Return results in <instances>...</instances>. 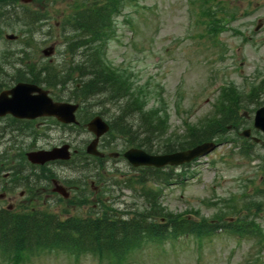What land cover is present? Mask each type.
<instances>
[{
    "label": "rangeland",
    "instance_id": "rangeland-1",
    "mask_svg": "<svg viewBox=\"0 0 264 264\" xmlns=\"http://www.w3.org/2000/svg\"><path fill=\"white\" fill-rule=\"evenodd\" d=\"M247 1L252 2L253 10L247 9L245 13V8L251 7ZM187 2L189 0H135L130 5L126 4L122 15L117 18L115 37L106 49L107 57L114 66L131 70L136 84L147 85L150 91L155 92L156 102L159 99L156 95L160 94L171 115L170 131L181 130L185 119L195 123L209 114L222 83L232 81L246 91L248 84H255L264 78V0H230L238 13L227 30L221 33L216 46L198 38L201 28L194 24ZM62 8L61 5L53 7L54 10ZM258 21L262 22V27L254 32ZM55 22L57 19L50 20L51 28L33 32L37 48L40 47L32 59L34 63H42V50L48 47L55 48L54 53H57L50 63L60 61L55 60L61 57L58 52L62 49L57 40L59 36L53 37L57 34L55 25L59 24ZM45 31L48 37L44 35ZM6 44L12 50L20 46L18 41ZM263 100L264 93L260 95L259 102ZM176 102L180 104L178 108ZM258 105L257 101L248 104L243 100L245 108L241 112L248 123L253 116H250L251 110ZM37 126L39 129L44 127L42 124ZM65 133L76 146L88 139V134L84 132L66 130ZM59 134L62 135L61 132ZM253 150L264 156L263 144ZM257 166V160L240 158L230 152L227 144L220 145L191 165L181 185L172 184L164 189L162 204L172 213L192 208L209 217L217 210L207 207L203 201H216L220 197L227 199L242 192L244 186H247V194L254 193L260 175L256 171ZM106 168L110 172L106 177L110 178L108 183L112 187L114 177L120 180V175L127 170L124 162L109 161ZM250 180L254 183L257 180L254 186H249ZM118 193L116 206L133 201L126 189H116L115 193L112 189L113 197ZM257 223L264 231V209ZM254 258L258 259L256 264H264V248L259 252L255 239L238 240L222 234L205 240L202 246H198L192 237L180 238L173 246L167 244L162 249L146 246L135 255V264H254L251 262ZM28 264L105 263H98L91 256L73 261L64 254L47 252Z\"/></svg>",
    "mask_w": 264,
    "mask_h": 264
},
{
    "label": "trees",
    "instance_id": "trees-1",
    "mask_svg": "<svg viewBox=\"0 0 264 264\" xmlns=\"http://www.w3.org/2000/svg\"><path fill=\"white\" fill-rule=\"evenodd\" d=\"M125 1L104 0L100 6H92L88 4L87 0H84L76 5L65 21L73 22L74 24L71 26L84 37L73 44L76 49H84L88 68L93 75V79L83 86L84 94L94 85L99 87L102 92L105 91V95L109 99H113L114 104L118 107L112 125L114 134L123 137L127 146L142 148L150 152L153 148V140H159L165 131L164 117L159 116L160 112L156 109L145 110L146 93L134 88L128 75L119 69L107 67L100 61V57L104 54L103 42L107 36L104 29L106 23L109 24L108 17L112 11H114V15L119 14ZM216 13L209 10L201 12L203 18H209V33L217 30V19L214 16ZM240 95L233 88L224 91L220 95L221 99L216 107L218 113H221L220 119H210L211 121L208 120L195 130L190 128L188 135L167 137L165 141L161 142L162 145L158 149H162L164 153L186 149L209 140L215 135H220L219 133H224L226 126L234 128L237 125L235 121L239 110ZM161 179L166 180L167 178L162 175ZM133 183L138 184L137 181ZM141 193L146 202L150 204L152 212L150 216L152 220L144 231L148 241L160 242L182 234L210 235L214 232L205 219L196 224L194 221L180 218L181 216L170 215L171 217L167 218L166 226L158 224L157 218L164 217L165 214L157 209L158 205L155 206L157 193L145 192L144 188ZM2 218L0 217V256L4 258L18 262L25 252L51 247H64L67 253L73 255L83 253L81 252L83 248L79 247L82 233L78 229V221H74L76 227H73L68 220L60 222L53 218L37 216L34 213ZM134 220L136 219L124 222L128 223ZM126 223L116 232L117 235H121L119 246H113L108 242V237L112 234L113 229L105 225L102 228H93V231L87 234L88 245L92 246L93 251H98L96 253L102 259L109 262L122 260V257L135 244L133 237L142 233L138 228L130 227ZM237 233H240L239 238H242L248 234L254 235L256 232L250 229ZM136 246L137 244L134 247Z\"/></svg>",
    "mask_w": 264,
    "mask_h": 264
},
{
    "label": "water",
    "instance_id": "water-1",
    "mask_svg": "<svg viewBox=\"0 0 264 264\" xmlns=\"http://www.w3.org/2000/svg\"><path fill=\"white\" fill-rule=\"evenodd\" d=\"M24 89L25 87L19 86V89L17 91L24 92L26 91ZM16 99L30 102L39 113L40 111H43V110L47 112L53 108H56V106L51 105V103L49 105L47 103H44L42 101L43 99L40 97H38V99H32V100L25 98V97L14 98V100ZM68 108L73 110L72 107H68ZM19 115L27 116V117H34L35 115H38V113L19 114ZM99 121H100L99 119H95L88 125V127L91 130H93L97 135L104 133L108 129L106 125H102L101 123H99ZM255 126L264 131V108L257 111L256 117H255ZM209 149H210V146L205 144V145L197 146L191 150H187L183 152H176L173 154L161 155V156H150L140 150L131 149L125 152L124 157H126L129 160V162H131L133 165L147 164V165H154V166L160 167L165 164H179L185 161H189L192 158L200 154H203L206 151H209ZM54 153L55 152H51L47 154L46 157H52Z\"/></svg>",
    "mask_w": 264,
    "mask_h": 264
},
{
    "label": "flooded vegetation",
    "instance_id": "flooded-vegetation-1",
    "mask_svg": "<svg viewBox=\"0 0 264 264\" xmlns=\"http://www.w3.org/2000/svg\"><path fill=\"white\" fill-rule=\"evenodd\" d=\"M26 180L29 181V182L31 180L32 183L36 181L35 178L32 175H30V174L26 175Z\"/></svg>",
    "mask_w": 264,
    "mask_h": 264
},
{
    "label": "bare ground",
    "instance_id": "bare-ground-1",
    "mask_svg": "<svg viewBox=\"0 0 264 264\" xmlns=\"http://www.w3.org/2000/svg\"><path fill=\"white\" fill-rule=\"evenodd\" d=\"M2 156H3V154H1ZM30 182H31V180H30ZM32 183V182H31ZM3 219V218H2Z\"/></svg>",
    "mask_w": 264,
    "mask_h": 264
}]
</instances>
